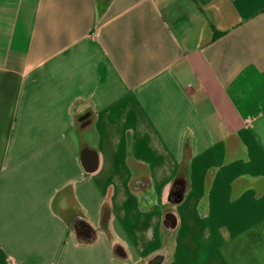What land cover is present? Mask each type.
<instances>
[{
    "label": "crops",
    "instance_id": "obj_1",
    "mask_svg": "<svg viewBox=\"0 0 264 264\" xmlns=\"http://www.w3.org/2000/svg\"><path fill=\"white\" fill-rule=\"evenodd\" d=\"M0 264H264V0H0Z\"/></svg>",
    "mask_w": 264,
    "mask_h": 264
},
{
    "label": "trees",
    "instance_id": "obj_2",
    "mask_svg": "<svg viewBox=\"0 0 264 264\" xmlns=\"http://www.w3.org/2000/svg\"><path fill=\"white\" fill-rule=\"evenodd\" d=\"M211 30H212V33H213V38H216V37H218V36L221 35V33L215 31L213 27H211ZM169 217H170V213L167 215V219H168Z\"/></svg>",
    "mask_w": 264,
    "mask_h": 264
},
{
    "label": "built area",
    "instance_id": "obj_3",
    "mask_svg": "<svg viewBox=\"0 0 264 264\" xmlns=\"http://www.w3.org/2000/svg\"><path fill=\"white\" fill-rule=\"evenodd\" d=\"M186 80H183L182 82H181V84L184 86V85H186Z\"/></svg>",
    "mask_w": 264,
    "mask_h": 264
}]
</instances>
